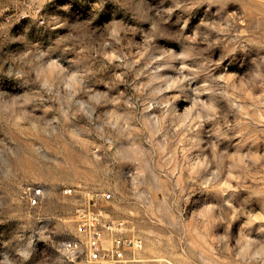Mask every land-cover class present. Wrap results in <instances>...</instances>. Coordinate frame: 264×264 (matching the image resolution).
Masks as SVG:
<instances>
[{"label":"rangeland","instance_id":"374dc122","mask_svg":"<svg viewBox=\"0 0 264 264\" xmlns=\"http://www.w3.org/2000/svg\"><path fill=\"white\" fill-rule=\"evenodd\" d=\"M97 190L124 264H264V0H0V264Z\"/></svg>","mask_w":264,"mask_h":264},{"label":"built area","instance_id":"2783aa9c","mask_svg":"<svg viewBox=\"0 0 264 264\" xmlns=\"http://www.w3.org/2000/svg\"><path fill=\"white\" fill-rule=\"evenodd\" d=\"M74 187H64L63 195H71ZM42 188H33L27 196L29 205L37 206L43 199ZM88 201L75 211L78 229L82 238H73L62 243L60 249L68 264H124L132 250L143 247L137 236H127L126 221L115 219L107 210L112 200L110 193H88Z\"/></svg>","mask_w":264,"mask_h":264}]
</instances>
